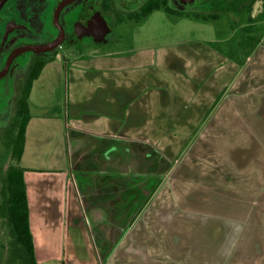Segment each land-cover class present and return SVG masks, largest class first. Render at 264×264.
I'll use <instances>...</instances> for the list:
<instances>
[{
    "label": "crops",
    "instance_id": "obj_1",
    "mask_svg": "<svg viewBox=\"0 0 264 264\" xmlns=\"http://www.w3.org/2000/svg\"><path fill=\"white\" fill-rule=\"evenodd\" d=\"M212 15L120 18L43 67L21 159L38 264H264V0Z\"/></svg>",
    "mask_w": 264,
    "mask_h": 264
},
{
    "label": "flooded vegetation",
    "instance_id": "obj_2",
    "mask_svg": "<svg viewBox=\"0 0 264 264\" xmlns=\"http://www.w3.org/2000/svg\"><path fill=\"white\" fill-rule=\"evenodd\" d=\"M63 1L0 0L1 123L10 121L11 117V123L16 119L19 100L33 66L43 58L52 57L61 47L73 46L83 51L111 42L113 26L120 17L143 16L152 8L174 15H212L240 10L244 0H73L60 10L59 21L64 28L61 45L37 50L34 46L51 43L59 37L55 14ZM156 4L159 6L154 7ZM101 17L107 21V27L100 23Z\"/></svg>",
    "mask_w": 264,
    "mask_h": 264
},
{
    "label": "trees",
    "instance_id": "obj_3",
    "mask_svg": "<svg viewBox=\"0 0 264 264\" xmlns=\"http://www.w3.org/2000/svg\"><path fill=\"white\" fill-rule=\"evenodd\" d=\"M159 6V4L154 5ZM153 8L151 9V11ZM148 11V12H151ZM145 13V14H148ZM170 13V12H169ZM145 14L143 16H145ZM207 19L216 15H196ZM140 18L142 16H134ZM132 17V18H134ZM51 57L41 59L33 66L27 78L24 92L19 100V107L16 119L10 124L8 133L5 135L8 140V147L11 150V162L7 164L6 171L2 175V187L4 200L1 213L6 219L10 235V262L15 264H38L35 255L34 238L30 222V206L28 192L25 182V167L21 165V159L26 144V131L30 120L29 96L34 80L40 75L43 67ZM17 129L12 138L11 129Z\"/></svg>",
    "mask_w": 264,
    "mask_h": 264
},
{
    "label": "rangeland",
    "instance_id": "obj_4",
    "mask_svg": "<svg viewBox=\"0 0 264 264\" xmlns=\"http://www.w3.org/2000/svg\"><path fill=\"white\" fill-rule=\"evenodd\" d=\"M250 13L251 12H248L246 15L243 16V21L249 23V20H250ZM122 19L124 18H127L125 16L123 17H120ZM253 22V20H251ZM185 23H187L185 20L183 21ZM182 22V23H183ZM156 24V22H154ZM148 24V23H147ZM146 24V26H147ZM247 26H244L242 30H239L238 34H242V33H245V32H255L257 30V32H260L262 31V27H255L253 24H246ZM144 26V27H146ZM132 27L134 28L135 25L134 24H131L130 26V30L132 29ZM145 30V28L143 29ZM259 30V31H258ZM118 31H119V28H118V24L113 26V32H112V41L114 40V38L116 37V35H118ZM242 32V33H241ZM182 31H178V34L181 35ZM123 34H126L125 32ZM127 36L125 37H128V34H126ZM237 35V34H236ZM126 41H128V39L126 38L125 39ZM125 41L124 45L127 44V42ZM111 42H108V43H111ZM72 49H74V51L78 52V50L73 46L70 47ZM70 48H65V47H61L59 49V53H60V56H62V58H68L71 56V50ZM63 80V78H62ZM65 94V87H61L58 88V96L59 98L61 96H63ZM11 119L10 121H3L2 123L0 122V264H13L10 262V235H9V232H8V226H7V223H6V219L5 217L3 216V214L1 213V207H2V203H3V200H4V195H3V187H2V175L4 174V172L6 171V166L9 162H11L12 158H11V150L10 148L8 147V143H7V139H6V143H5V135L8 133V130L10 128V123H11ZM15 121V119H14ZM13 121V122H14ZM6 123V124H5ZM16 131L17 129H11V136L12 138L15 136L16 134ZM15 264V263H14ZM41 264H51V262L49 263H41Z\"/></svg>",
    "mask_w": 264,
    "mask_h": 264
},
{
    "label": "water",
    "instance_id": "obj_5",
    "mask_svg": "<svg viewBox=\"0 0 264 264\" xmlns=\"http://www.w3.org/2000/svg\"><path fill=\"white\" fill-rule=\"evenodd\" d=\"M73 0H64L63 2L60 3V5L58 6L57 10H56V14H55V20H56V23L57 25L59 26L60 28V35L59 37L51 42V43H48V44H42V45H37V46H34V48H36L37 50H51V49H54L58 46L61 45L62 41H63V38H64V28L62 26V24L60 23L59 21V14H60V10L68 3L72 2ZM101 24H103V26H108V23L107 21L105 20V18L101 17Z\"/></svg>",
    "mask_w": 264,
    "mask_h": 264
}]
</instances>
